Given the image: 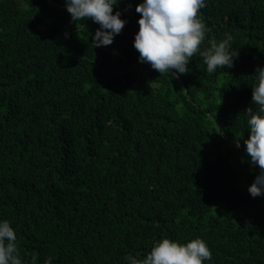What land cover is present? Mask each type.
<instances>
[{
    "label": "trees",
    "instance_id": "1",
    "mask_svg": "<svg viewBox=\"0 0 264 264\" xmlns=\"http://www.w3.org/2000/svg\"><path fill=\"white\" fill-rule=\"evenodd\" d=\"M141 2L120 0L127 23L94 48L99 25L73 22L64 0H0V219L24 264H125L197 237L210 264H264L243 142L264 0H206L201 47L229 33L238 58L208 74L193 56L179 77L138 61Z\"/></svg>",
    "mask_w": 264,
    "mask_h": 264
},
{
    "label": "clouds",
    "instance_id": "2",
    "mask_svg": "<svg viewBox=\"0 0 264 264\" xmlns=\"http://www.w3.org/2000/svg\"><path fill=\"white\" fill-rule=\"evenodd\" d=\"M65 8L73 22L91 19L99 28L92 37L94 48L110 46L127 23L116 10L120 0H64ZM206 0H142L135 11L140 14L139 30L133 46L139 53L138 61L149 64L161 74L175 70L179 77L191 71L188 67L193 56L202 58L206 72L214 74L218 68L233 67L238 51L233 50V37L224 33V39H208L201 47L210 29L200 10ZM255 107L247 108L246 124L248 138L245 153L251 164L257 165L259 174L248 187L251 197L264 196V67L255 70L251 85ZM240 147L239 143L235 145ZM52 257L43 264H52ZM125 264H205L211 262L212 253L207 243L197 237L182 243L163 238L154 242L144 257L126 255ZM0 264H24L17 244L12 222L0 219ZM32 264H36L33 260Z\"/></svg>",
    "mask_w": 264,
    "mask_h": 264
},
{
    "label": "rangeland",
    "instance_id": "3",
    "mask_svg": "<svg viewBox=\"0 0 264 264\" xmlns=\"http://www.w3.org/2000/svg\"><path fill=\"white\" fill-rule=\"evenodd\" d=\"M217 207H218L217 205H214L213 208H211V212L212 213L217 212L218 211Z\"/></svg>",
    "mask_w": 264,
    "mask_h": 264
},
{
    "label": "water",
    "instance_id": "4",
    "mask_svg": "<svg viewBox=\"0 0 264 264\" xmlns=\"http://www.w3.org/2000/svg\"><path fill=\"white\" fill-rule=\"evenodd\" d=\"M185 93H186V95H187V89L185 88Z\"/></svg>",
    "mask_w": 264,
    "mask_h": 264
}]
</instances>
